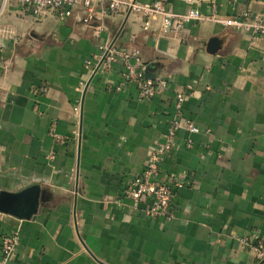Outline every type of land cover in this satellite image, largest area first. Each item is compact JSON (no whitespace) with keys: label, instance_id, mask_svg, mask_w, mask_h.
I'll return each instance as SVG.
<instances>
[{"label":"crops","instance_id":"crops-1","mask_svg":"<svg viewBox=\"0 0 264 264\" xmlns=\"http://www.w3.org/2000/svg\"><path fill=\"white\" fill-rule=\"evenodd\" d=\"M162 1L175 14L264 15V0ZM81 18L36 20L14 3L0 16V193L42 192L34 219L0 213V238L18 235L8 264H264L241 243L264 241V40L207 22L172 37L135 14ZM112 41L167 88L144 101L131 84L110 92L122 66L92 75L84 61ZM176 90L200 131H179L160 163V178L184 183L167 221L122 191L164 142Z\"/></svg>","mask_w":264,"mask_h":264},{"label":"built area","instance_id":"built-area-1","mask_svg":"<svg viewBox=\"0 0 264 264\" xmlns=\"http://www.w3.org/2000/svg\"><path fill=\"white\" fill-rule=\"evenodd\" d=\"M186 2L192 5L196 0H186ZM12 3L36 20H41L50 14L59 18L70 17L75 10L80 9L81 21L86 26H90L98 16L135 14L141 18L144 31L149 30L152 23L159 21L161 32L172 37H177L188 24L207 22L231 28L252 39L264 40V15L250 9L243 10L234 16L218 17L215 12L207 16L202 15L192 6L182 14H175L162 0L146 3L137 0H0V16ZM4 33L5 31L0 27V37ZM117 63L122 66V79L117 84L109 83L110 92L119 93L131 84L135 87L137 100L144 101L153 98L167 88L168 77L147 78V66L141 62L139 53L136 50L119 49L113 41L101 47L99 54L92 55L84 61L92 75L100 69H111ZM186 90H176L174 93L173 116L168 123L164 142L151 150L142 172L135 176L122 191V196L131 201L134 208H141L148 218H163L171 221L174 218V190L184 186L183 182L160 178L159 166L163 157L171 151L179 131L185 130L189 134H197L200 131L194 122L183 113V104L188 95ZM46 91L47 88L41 86L34 92L44 94ZM50 134L58 143H64L66 140L65 137L53 131ZM186 144L189 146L191 141L187 140ZM50 158L52 159L53 156L51 155ZM17 243V233L3 235L0 238V264H8L11 255L16 250ZM241 243L244 248L253 253L258 262H264V241L258 233H254L250 239H244Z\"/></svg>","mask_w":264,"mask_h":264},{"label":"water","instance_id":"water-1","mask_svg":"<svg viewBox=\"0 0 264 264\" xmlns=\"http://www.w3.org/2000/svg\"><path fill=\"white\" fill-rule=\"evenodd\" d=\"M146 77L156 79L159 76L147 68ZM41 202L42 192L39 185H32L18 193L1 192L0 213L9 214L23 220L34 219Z\"/></svg>","mask_w":264,"mask_h":264}]
</instances>
